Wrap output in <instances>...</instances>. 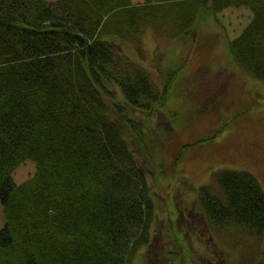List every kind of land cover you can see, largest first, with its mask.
<instances>
[{
    "label": "trees",
    "instance_id": "trees-1",
    "mask_svg": "<svg viewBox=\"0 0 264 264\" xmlns=\"http://www.w3.org/2000/svg\"><path fill=\"white\" fill-rule=\"evenodd\" d=\"M236 7L251 18L227 54L264 83V0H0V264H144L159 212L150 173L165 180L157 152L167 132L150 116L184 64L160 89L119 52L138 48L148 27L189 42L206 11ZM25 161L35 171L16 184ZM197 170L187 180L196 183ZM164 182L177 211L157 264L165 253L171 262L230 264L224 239L240 264H264V192L253 174L218 169L188 203L184 189L170 193ZM186 228L209 232L224 257L189 249Z\"/></svg>",
    "mask_w": 264,
    "mask_h": 264
},
{
    "label": "rangeland",
    "instance_id": "rangeland-1",
    "mask_svg": "<svg viewBox=\"0 0 264 264\" xmlns=\"http://www.w3.org/2000/svg\"><path fill=\"white\" fill-rule=\"evenodd\" d=\"M205 16L208 18L203 23L200 21L198 26L190 27L194 29L191 30L189 42L171 39L163 31L164 28L156 30L148 27L138 48L126 44L119 52L124 56V50L130 60L146 69L150 79L160 89H163L168 70L178 69L184 64L175 76L172 75L168 96L157 107L170 119L158 113L157 108L151 112L150 118L157 122L159 128L167 130L164 137L159 131L162 139L157 153L161 154L164 168L161 177L164 181L168 180V185L172 183L168 187L170 193L178 188L184 189L183 197L187 203L191 200L189 191L195 192L211 178L214 171L225 167L250 172L264 192V83L233 63L227 54V40L243 30L250 21L251 13L246 8L236 7L226 8L212 17L206 11ZM112 94L117 96L116 101H123V95L118 90H113ZM178 155L181 160L174 170V159ZM193 168L202 173L198 179H194L196 183L187 180ZM34 171L35 164L25 161L14 169L13 180L20 184ZM151 177L150 173L149 183L158 199L159 212L151 236L154 243L146 248L144 264H157V260H160L158 257L162 256L164 246L162 241L166 242L163 239L168 238L163 235L172 233L167 220L169 216L174 218L177 211L168 202L170 194L168 200L165 198V182L152 180ZM190 218L194 222L201 221L196 219V215H190ZM185 222H180V225L183 226ZM3 224L0 205V227ZM184 233L187 246L193 252L211 255L219 260L224 257L225 253L216 246L217 243L213 244L209 232H203L198 237L186 228ZM225 241V250H229L233 260L230 264H240L239 249ZM168 244L174 249V241ZM163 256L166 257V264H185L186 261L183 257L171 262L170 254L169 257L166 253ZM201 264H206V260ZM215 264L223 263L218 261Z\"/></svg>",
    "mask_w": 264,
    "mask_h": 264
},
{
    "label": "water",
    "instance_id": "water-1",
    "mask_svg": "<svg viewBox=\"0 0 264 264\" xmlns=\"http://www.w3.org/2000/svg\"><path fill=\"white\" fill-rule=\"evenodd\" d=\"M82 40H83V38H82Z\"/></svg>",
    "mask_w": 264,
    "mask_h": 264
},
{
    "label": "flooded vegetation",
    "instance_id": "flooded-vegetation-1",
    "mask_svg": "<svg viewBox=\"0 0 264 264\" xmlns=\"http://www.w3.org/2000/svg\"><path fill=\"white\" fill-rule=\"evenodd\" d=\"M165 253V252H164Z\"/></svg>",
    "mask_w": 264,
    "mask_h": 264
}]
</instances>
